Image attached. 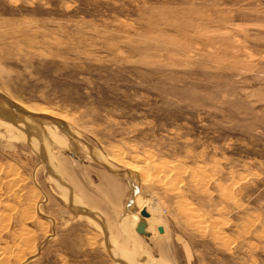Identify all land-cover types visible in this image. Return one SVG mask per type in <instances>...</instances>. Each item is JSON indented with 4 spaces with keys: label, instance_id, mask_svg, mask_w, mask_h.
Here are the masks:
<instances>
[{
    "label": "rangeland",
    "instance_id": "rangeland-1",
    "mask_svg": "<svg viewBox=\"0 0 264 264\" xmlns=\"http://www.w3.org/2000/svg\"><path fill=\"white\" fill-rule=\"evenodd\" d=\"M0 96V264H264V0H0Z\"/></svg>",
    "mask_w": 264,
    "mask_h": 264
},
{
    "label": "bare ground",
    "instance_id": "bare-ground-1",
    "mask_svg": "<svg viewBox=\"0 0 264 264\" xmlns=\"http://www.w3.org/2000/svg\"><path fill=\"white\" fill-rule=\"evenodd\" d=\"M1 100L3 101V99L1 98ZM4 102V105L5 106H7V108L6 109H4V108H2V107H0V112L2 113V114H5V115H8V114H11V116H13V112H11L10 111V109H9V106H8V104H6L5 103V101H3ZM10 104H12V103H10ZM14 105V104H13ZM16 107L19 109V110H21V111H23V113H26V114H30V115H34V116H38V117H43L42 118V120H40L39 118H37L36 120H27V119H25V118H16V120L15 121H17V122H15V123H9V124H12V126L13 125H17V126H19V125H22L21 123H23L24 125L23 126H25V127H27L28 125H29V123L30 124H32V125H34L35 127H41L42 126V124H52V121L51 120H54V121H56V123L58 124V126H59V128H63V124H62V122H63V120L61 119V118H59V117H57V116H54V114L53 113H51V112H49L48 110H46V109H34V110H32V109H29V108H26V107H23V106H21L20 104H17L16 105ZM14 117V116H13ZM59 121H61V122H59ZM19 122H21V123H19ZM48 124V125H49ZM8 125V124H7ZM5 126V125H4ZM11 126V127H12ZM16 127V126H15ZM20 127V126H19ZM6 128V127H5ZM9 128V127H8ZM23 128V127H22ZM17 129V128H16ZM30 132V131H29ZM45 133V132H44ZM21 134H22V132H21ZM48 134H49V132H48ZM26 136H27V134H25ZM32 135V134H31ZM31 135L29 136V134H28V136L27 137H29V139L30 138H32V137H34V136H32L31 137ZM42 136V135H41ZM49 137V136H48ZM41 138V137H40ZM39 139V138H38ZM42 140V139H41ZM45 140H46V138H45ZM51 140V139H50ZM41 142V141H40ZM50 142V141H49ZM34 143V142H33ZM40 144V143H39ZM38 148V147H37ZM40 153L42 154V156L44 157V158H46V159H49L50 158V156H49V148L46 146V145H44V144H40ZM115 158V157H114ZM116 160H117V158H115ZM100 160V159H99ZM117 161H119V160H117ZM120 162V161H119ZM100 163H101V160H100ZM48 165V164H47ZM54 167V166H53ZM129 168H131V170H133L134 171V168H132L131 166L129 167ZM49 170H50V168H49ZM78 206V205H77ZM30 208V207H29ZM78 208H79V206H78ZM31 210V209H30ZM29 212V211H28ZM142 212H145L146 213V217H143V216H141V214H140V217L139 218H141V220L137 217L136 219H135V223L133 224V226L132 227H130L129 226V223H130V220L131 219H129V216H125L124 217V221L122 220L121 222H124L122 225L124 226H122L123 228L122 229H124V228H126L127 230H129V231H131V230H133V231H135V227H136V225L138 224V222H143L144 223V233L145 234H148L149 235V232L151 231V229H152V227H151V221H152V218L150 217V218H147L148 217V212H147V210L145 211V210H140V213H142ZM137 214H139V213H137ZM157 223V222H156ZM123 231V230H122ZM124 231L126 232V230L124 229ZM127 233V232H126ZM129 233V232H128ZM139 235V234H138ZM140 236H144V237H146V235H144V234H142V235H140ZM118 239V238H117ZM125 240V239H124ZM125 243V241L123 242V244ZM119 244V243H118ZM126 246H127V244H126ZM21 248V247H20ZM17 249V248H16ZM3 250V249H2ZM5 252V251H4ZM129 252V251H128ZM132 252H134V250L132 251ZM131 253V252H130ZM118 258L120 259V263L122 262V264H136V262L134 261V259L132 258V254L130 255V254H126V253H119L118 252ZM134 254V253H133ZM2 255L3 254H1L0 253V258H2ZM6 255V254H5ZM117 256V255H116ZM6 257H8V256H6ZM9 258V257H8ZM117 258V257H116ZM119 259H118V261H119ZM133 259V260H132ZM119 263V262H118Z\"/></svg>",
    "mask_w": 264,
    "mask_h": 264
},
{
    "label": "water",
    "instance_id": "water-1",
    "mask_svg": "<svg viewBox=\"0 0 264 264\" xmlns=\"http://www.w3.org/2000/svg\"><path fill=\"white\" fill-rule=\"evenodd\" d=\"M0 98H2L3 99V101H5V103L6 104H8V106H9V109H10V111L11 112H13L12 114H13V116H14V118H25V119H27V120H36L37 119V117L36 116H34V115H30V114H26V113H23V111H21V110H19L15 105H13V104H10V102L9 101H7L5 98H3L2 96H0ZM52 121V124L53 125H55L56 127H59L58 126V124L56 123V121H54V120H51ZM63 124V123H62ZM63 130H68L67 129V127L63 124V128H62ZM68 132V131H67ZM69 133V132H68ZM70 135V134H69ZM113 173H114V171H113ZM120 173H122V172H120ZM119 173V174H120ZM141 216H143V217H146L147 215H146V213L145 212H142L141 213ZM135 232L137 233V234H139V235H142V234H144V235H146V237H149V235L148 234H145L144 233V223L143 222H138V224L136 225V227H135ZM157 232L158 233H162V229L161 228H157Z\"/></svg>",
    "mask_w": 264,
    "mask_h": 264
}]
</instances>
